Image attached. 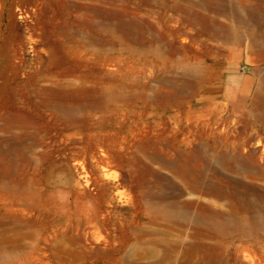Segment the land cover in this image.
<instances>
[{
  "label": "rangeland",
  "instance_id": "rangeland-1",
  "mask_svg": "<svg viewBox=\"0 0 264 264\" xmlns=\"http://www.w3.org/2000/svg\"><path fill=\"white\" fill-rule=\"evenodd\" d=\"M258 32L264 0H0V264H264V227L215 233L188 206L229 209L201 189L218 183L216 149L264 170ZM116 37L164 55L122 79ZM223 53L246 65L224 91L207 86ZM245 181L264 195V176Z\"/></svg>",
  "mask_w": 264,
  "mask_h": 264
},
{
  "label": "bare ground",
  "instance_id": "bare-ground-1",
  "mask_svg": "<svg viewBox=\"0 0 264 264\" xmlns=\"http://www.w3.org/2000/svg\"><path fill=\"white\" fill-rule=\"evenodd\" d=\"M204 20L208 21L207 27L214 29L213 19L205 18V19H203V21ZM118 23L124 29L125 33L130 31L131 23H127L126 21L123 22L122 20H120ZM133 23H134V21H133ZM215 27H216V25H215ZM211 29H208V30H211ZM206 30H207V28H206ZM238 31L236 32L234 29V30H228L227 33L225 31V33L228 35H232V36L237 37ZM215 32H216V29H215ZM249 32H251V31H249ZM252 34H254V33H252ZM258 35H260L261 38L262 37L264 38L263 33L258 32ZM121 37H123V36H121ZM240 39H242V38H240ZM114 40H115V42H117L118 46L119 45L121 46L123 51L129 52V55L131 57L130 59H132V64H130L128 68L124 67V69H121V71L124 70L121 72L122 79L129 78V80H130V79H132L131 76L132 77L135 76V78L137 79L136 73H135V69H136L137 65L134 63L135 61H140L142 64H144V63L146 64V62H152V58L149 57L150 53L151 54L153 53L155 55H164V53L161 52L162 50L159 51V49H158V48H160L159 45H158V48L154 49V50L153 49L152 50H145V49H138L137 48V49H135L136 51L134 53H130V50H132L133 47L129 43H127L125 40L121 39L120 37H116ZM252 43H253V41H252ZM156 47H157V45H156ZM147 49H148V47H147ZM107 57L109 59L113 58L111 55H109ZM121 60H122V58H121ZM185 62H184V64H185ZM168 65H169V63H168ZM163 67H165V66H163ZM195 67L197 68L198 66H195ZM190 68L192 70V68H193L192 65ZM196 68H194V69H196ZM183 70H186V69L183 68ZM187 71H189V70H187ZM44 74H46V73H44ZM137 80H139V79H137ZM114 89H116V88L109 86V90H108V93L106 95L107 99L113 100L115 98L117 100H122L121 94L115 96V90ZM173 96H176V95L173 94ZM90 99L93 103V106H95L94 103L97 102V97H96V94L94 92H93V94H91ZM258 143H259V140H258ZM235 148H237V147H235ZM233 152H234V150H233ZM210 155H212V154H210ZM214 155L216 156V158L214 160L215 162H213L214 164L209 163L208 166L213 170L214 175H215L218 183L217 184L212 183V184L204 185V186H202L201 189L203 192L208 193L210 195L227 198L229 209L226 210L225 212L216 213V211H214L210 208L211 206H209V204H206L204 202L190 203L188 206L189 207L197 206L198 209L200 210L199 213L201 214L198 217L194 218V220H196L198 225H201L203 227L206 226L207 229H213L215 233H221L220 231H222L225 228H228L229 226L238 227V228L245 230V231L251 230V228L254 226L263 228L264 227V195L262 196V195L255 194L256 196L252 197L251 195L254 193L250 190V184H248V181H245V179H247V177L252 176V175L264 176V170L260 168V165H259L258 161L255 159V156L252 154V152L250 154H243L241 152L229 153L227 150L219 151L217 149L214 152ZM231 173H234V175H232ZM255 190H256V188H255ZM255 190H253V191H255ZM259 193H260V191H259ZM191 214H192V210L188 209L186 212V216L190 217ZM189 247H190L189 249L191 250V252H196L199 249L203 250L204 248H206V246H204V244L202 242H200L199 240H193L189 244ZM243 249L244 248H242V250ZM247 252H248V250H247ZM190 255L191 254H189V256ZM236 255H234V256H236ZM199 256H200L199 257L200 259L198 258L199 260H193L189 257L188 260L185 259L186 260L185 263H188V264H197V263H200V264H210V263L211 264H220L221 263V258L218 256H213V254L208 255L206 261L203 260L202 255H199ZM256 257H258V256H256ZM180 262H182V261H180ZM257 262H259V261H257ZM253 264H254V262H253Z\"/></svg>",
  "mask_w": 264,
  "mask_h": 264
},
{
  "label": "crops",
  "instance_id": "crops-1",
  "mask_svg": "<svg viewBox=\"0 0 264 264\" xmlns=\"http://www.w3.org/2000/svg\"><path fill=\"white\" fill-rule=\"evenodd\" d=\"M243 66V67H242ZM245 64H239V61L231 53H223L212 59L207 69V86L212 89L225 90L241 77L240 68L245 71ZM243 72V71H242Z\"/></svg>",
  "mask_w": 264,
  "mask_h": 264
}]
</instances>
